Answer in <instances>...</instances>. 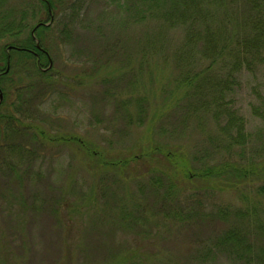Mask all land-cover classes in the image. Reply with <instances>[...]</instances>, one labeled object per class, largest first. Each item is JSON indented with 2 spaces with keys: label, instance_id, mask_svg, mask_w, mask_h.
<instances>
[{
  "label": "rangeland",
  "instance_id": "374dc122",
  "mask_svg": "<svg viewBox=\"0 0 264 264\" xmlns=\"http://www.w3.org/2000/svg\"><path fill=\"white\" fill-rule=\"evenodd\" d=\"M55 3L0 0V264H243L221 245L236 226L264 264V61L227 94L236 126L186 115L151 0Z\"/></svg>",
  "mask_w": 264,
  "mask_h": 264
},
{
  "label": "trees",
  "instance_id": "16d2710c",
  "mask_svg": "<svg viewBox=\"0 0 264 264\" xmlns=\"http://www.w3.org/2000/svg\"><path fill=\"white\" fill-rule=\"evenodd\" d=\"M39 1L45 3L48 10L55 5V8L57 7L56 0ZM151 1L156 6L154 15L158 19V24H166L169 27L168 32L164 30L165 25L157 31V52H161L165 61L167 58L162 51L173 57L174 79L167 83L170 98L180 107L185 106L186 99H192L194 109L188 102L186 115L198 109L207 111L205 109H210V106L214 105L217 106L219 113L223 112L228 116L233 126L243 121L237 110L228 107L229 101L226 102V98L227 94H232L240 87L238 75L247 68L248 64L251 65L253 60H260L261 63L264 61L261 54L264 52V43H261L264 40V0H244L243 4H248L249 8L241 12L236 8L231 11L229 0ZM128 6H131V3ZM42 23L41 26H45V23ZM178 34H181V37L178 38ZM31 38L34 41L32 34ZM178 39L180 43L176 44ZM164 41L173 44L169 47ZM5 54L7 59L8 53ZM43 56L47 58L45 54ZM5 78L6 75L0 77V88L4 95L0 109L8 96L4 87ZM5 116L0 113V119ZM5 132L2 127L1 133ZM231 169L230 174L235 181L246 179L249 173L252 176H261L257 171L253 169L252 172L246 166H232ZM211 172L216 174L219 170H211ZM205 174L210 175L209 172L202 173ZM261 189L264 191V183ZM225 234L221 245L228 243L226 249L227 252L233 253V260L241 261L243 264H256L246 232L236 226V229L226 230Z\"/></svg>",
  "mask_w": 264,
  "mask_h": 264
},
{
  "label": "flooded vegetation",
  "instance_id": "af4514ba",
  "mask_svg": "<svg viewBox=\"0 0 264 264\" xmlns=\"http://www.w3.org/2000/svg\"><path fill=\"white\" fill-rule=\"evenodd\" d=\"M38 43V42H37ZM36 47H37V44H36ZM16 48V49H15ZM38 48V47H37ZM9 50H15V51H18V52H20V51H22V50H25L24 48H20V47H16V46H14V48L12 47V46H10L9 48H8ZM7 49V50H8ZM39 50H41V51H43L44 53H45V55H46V57L47 58H49L50 59V57H49V55L44 51V48L43 47H40V48H38ZM30 51H32V50H30ZM34 55L35 56H37L38 57V60H39V55H38V53L37 52H34ZM10 64H11V62H10V55H9V53H8V57H7V61H6V68L8 69L9 67H10ZM42 70H44V69H42ZM45 71V70H44ZM6 73H4V70L2 71V72H0V77H3L4 75H5ZM2 88H0V92L2 93ZM3 94V93H2ZM4 99V98H3ZM3 101V100H2Z\"/></svg>",
  "mask_w": 264,
  "mask_h": 264
},
{
  "label": "water",
  "instance_id": "95a60500",
  "mask_svg": "<svg viewBox=\"0 0 264 264\" xmlns=\"http://www.w3.org/2000/svg\"><path fill=\"white\" fill-rule=\"evenodd\" d=\"M43 23H38V25H37V27H40L41 25H42ZM48 23H45V25H47ZM36 27V28H37ZM34 36V35H33ZM37 47H40V45L39 44H37ZM2 99H3V94L0 92V101H2Z\"/></svg>",
  "mask_w": 264,
  "mask_h": 264
}]
</instances>
